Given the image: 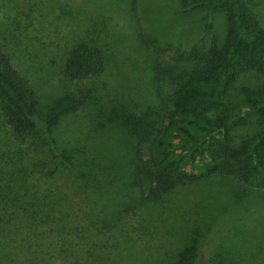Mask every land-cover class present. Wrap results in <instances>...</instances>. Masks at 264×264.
Returning a JSON list of instances; mask_svg holds the SVG:
<instances>
[{
  "label": "trees",
  "instance_id": "16d2710c",
  "mask_svg": "<svg viewBox=\"0 0 264 264\" xmlns=\"http://www.w3.org/2000/svg\"><path fill=\"white\" fill-rule=\"evenodd\" d=\"M245 3L232 4L222 45L175 48L152 61V105L140 109L112 99L93 107L85 113L87 134L71 143L59 142L55 132L65 116L88 106L86 94L62 93L41 105L29 81L0 50V257L18 264H93L103 256L98 241L110 229L142 210L146 220L152 219L148 205L153 209L175 188L208 179L242 184L264 199V78L250 106L263 116L257 134L231 133L232 118L223 111L240 72L264 74V30ZM136 35L141 42H154L150 35ZM104 62L99 47L77 41L62 72L67 80L92 79L103 72ZM158 81L165 82L167 93L160 92ZM107 133L125 140L124 149L119 141L123 152L116 158L102 151L100 135ZM147 146L150 154L144 158ZM60 169L88 191L115 198L111 214L95 221L53 187ZM141 229L138 225L134 235L145 236ZM192 244L178 251L173 264H196ZM104 255H112L113 264L124 262L114 252ZM228 260L226 252L214 253L205 264H234Z\"/></svg>",
  "mask_w": 264,
  "mask_h": 264
},
{
  "label": "rangeland",
  "instance_id": "374dc122",
  "mask_svg": "<svg viewBox=\"0 0 264 264\" xmlns=\"http://www.w3.org/2000/svg\"><path fill=\"white\" fill-rule=\"evenodd\" d=\"M244 1L264 30V0ZM235 2L0 0V50L29 81L41 105L62 93L86 94L88 106L65 116L55 132L59 142L71 143L87 134L85 113H92L93 107H103L112 99L140 109L155 102L149 70L153 60L165 59L175 48L205 49L210 42L222 45L227 15ZM137 31L150 35L154 42H141ZM77 41L100 48L105 62L99 76L81 81L64 77L65 57ZM263 78L264 74L246 70L232 83L223 109L232 118L231 133L255 135L262 128L263 116L250 106ZM158 88L162 93L169 90L163 81H158ZM242 88L249 93L241 92ZM100 136H104L101 148L105 155L116 158L123 152L118 145L120 141L124 149L122 135L119 141L110 133ZM142 154L148 158L149 146ZM53 177V187L70 195L91 219L100 221L113 211L115 198L88 191L63 169ZM160 201L153 209L150 205L145 208L152 219L146 220L142 210L110 229L107 237L101 236L98 251L103 256L93 264H113V256L104 255L109 251L123 257V264H173L178 251L191 241L197 251L196 264H205L206 256L225 252L228 263L264 264V199H258L251 188L227 179H208L177 187ZM138 225L143 226L141 232L145 229V236L134 235ZM18 263L12 257H0V264Z\"/></svg>",
  "mask_w": 264,
  "mask_h": 264
}]
</instances>
